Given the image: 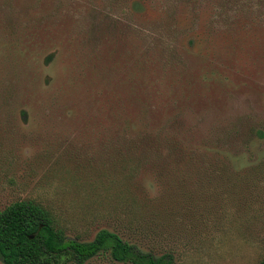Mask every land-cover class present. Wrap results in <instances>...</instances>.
<instances>
[{
    "label": "rangeland",
    "instance_id": "rangeland-1",
    "mask_svg": "<svg viewBox=\"0 0 264 264\" xmlns=\"http://www.w3.org/2000/svg\"><path fill=\"white\" fill-rule=\"evenodd\" d=\"M216 8L0 0V210L34 201L71 239L108 230L173 264H259L264 16Z\"/></svg>",
    "mask_w": 264,
    "mask_h": 264
},
{
    "label": "trees",
    "instance_id": "trees-1",
    "mask_svg": "<svg viewBox=\"0 0 264 264\" xmlns=\"http://www.w3.org/2000/svg\"><path fill=\"white\" fill-rule=\"evenodd\" d=\"M210 1L218 7L220 17L228 22L235 18L240 20L244 15H255L258 21L264 16V0ZM106 252L118 263L173 264L165 256L156 258L141 252L119 234L108 230H101L91 242L71 239L59 228L54 215L34 201L16 202L0 210V260L3 264H86ZM259 264H264V258Z\"/></svg>",
    "mask_w": 264,
    "mask_h": 264
}]
</instances>
